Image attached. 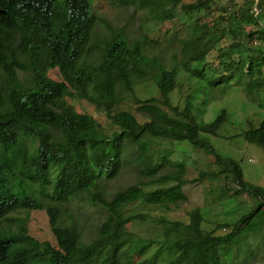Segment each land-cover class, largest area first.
<instances>
[{
    "label": "trees",
    "instance_id": "obj_1",
    "mask_svg": "<svg viewBox=\"0 0 264 264\" xmlns=\"http://www.w3.org/2000/svg\"><path fill=\"white\" fill-rule=\"evenodd\" d=\"M113 3L174 22L164 40L182 52L179 63L161 67L146 34L94 37L100 19L90 0H0V264H226L247 237L264 235V189L246 185L239 164L209 142L228 114L201 117L239 88L256 108L241 135L264 151V0ZM184 84L179 107L172 96ZM139 85L151 94L138 98ZM163 142L213 158L214 170L191 182L227 180L229 199L244 194L254 205L211 230L199 210L188 223L152 214L186 201L187 165L175 150L155 148ZM128 165L145 179L113 191ZM74 198L103 216L87 240L62 220ZM134 203L146 211L127 213ZM21 211H45L53 241L31 236ZM145 222L151 237L131 230Z\"/></svg>",
    "mask_w": 264,
    "mask_h": 264
},
{
    "label": "rangeland",
    "instance_id": "obj_2",
    "mask_svg": "<svg viewBox=\"0 0 264 264\" xmlns=\"http://www.w3.org/2000/svg\"><path fill=\"white\" fill-rule=\"evenodd\" d=\"M92 13L97 15L99 24L94 28V37L101 38L110 34V31H118L129 39H135L142 34H146L149 38L156 41V44L151 46L152 53L158 56V64L161 67H167L172 62L179 63V57H183L182 52L165 43L164 35L166 30L174 24L172 21H153L148 11L138 13L132 6H118L113 3V0H90ZM241 1V0H238ZM166 39V38H165ZM185 76L186 72L181 73ZM48 77L52 80L57 79L55 69L48 71ZM183 88L177 89L172 96L173 104L182 105ZM135 93L138 98L144 99L151 94V88L145 86L135 87ZM224 109L228 114V122L221 128L219 137H209V142L214 145V148L225 156L233 158L240 166L242 171V180L246 185H253L264 189V151L261 147L248 143L241 135V131L246 127V120L253 117L256 108L251 105L239 88H231L224 96L217 97L211 102L205 112L201 115L203 120H210L213 115L219 110ZM88 113L95 114L91 107H85ZM95 118L102 124L106 120L101 115H94ZM254 116L252 120H255ZM240 134V135H237ZM155 148H171L175 150L173 158L184 159L187 165L184 179L187 184L183 186V193L186 196L185 202H180L177 205H169L170 210H162L153 208L152 214L165 216L173 221L188 223L189 212L199 210L203 214L205 222L203 228L211 230L215 224L235 220L238 213H243L249 210L254 204L253 200L246 195L237 196L235 199H229V189H235L229 181L224 179L218 182L209 183L207 180L193 183V179L199 176V173H208L214 170V167H208L209 162L213 160L211 156H207L200 150L191 148L185 143H155ZM132 165L121 173L120 177L113 182L111 189L113 191L125 188L130 184H134L140 180H144ZM226 188L227 193L224 192ZM224 192V194H222ZM222 197L221 203H215L209 206L208 201L215 200L217 197ZM244 200V201H242ZM239 208H238V207ZM66 212L62 215L64 222H74L80 226L87 238H90L95 228L103 220L102 214L97 209L81 202L74 198L66 206ZM235 207L237 210L235 213ZM145 208L140 203H134L126 207L127 213H142ZM232 213V214H231ZM19 216L26 218V225L29 234L33 237L42 238L52 242L53 239L47 227V215L45 211H31L27 215L23 211L19 212ZM144 225L135 224L131 227L132 231L140 237H148L150 229L147 230L149 223ZM153 235V234H152ZM150 235V237L152 236ZM264 235L258 233L247 237L237 250L231 261H225L226 264H264L263 258Z\"/></svg>",
    "mask_w": 264,
    "mask_h": 264
}]
</instances>
